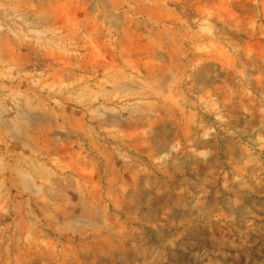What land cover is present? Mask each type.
I'll list each match as a JSON object with an SVG mask.
<instances>
[{
    "label": "rangeland",
    "instance_id": "374dc122",
    "mask_svg": "<svg viewBox=\"0 0 264 264\" xmlns=\"http://www.w3.org/2000/svg\"><path fill=\"white\" fill-rule=\"evenodd\" d=\"M0 264H264V0H0Z\"/></svg>",
    "mask_w": 264,
    "mask_h": 264
}]
</instances>
